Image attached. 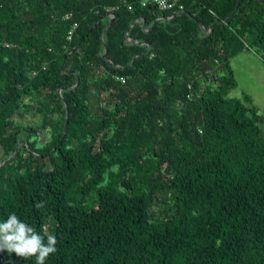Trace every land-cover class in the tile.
<instances>
[{"label": "trees", "instance_id": "obj_1", "mask_svg": "<svg viewBox=\"0 0 264 264\" xmlns=\"http://www.w3.org/2000/svg\"><path fill=\"white\" fill-rule=\"evenodd\" d=\"M178 4L0 0V221L56 236L46 264H264V116L228 95L264 5Z\"/></svg>", "mask_w": 264, "mask_h": 264}, {"label": "rangeland", "instance_id": "obj_2", "mask_svg": "<svg viewBox=\"0 0 264 264\" xmlns=\"http://www.w3.org/2000/svg\"><path fill=\"white\" fill-rule=\"evenodd\" d=\"M230 67L236 84L229 90L228 95L237 98L247 96L257 111L264 116V54L246 44L230 57ZM209 81L216 84L215 76H211ZM34 114L36 113L32 110H26L16 118H19L21 124L34 125L40 122V116ZM260 125L264 135V119ZM38 131L37 142L45 143L48 138V129ZM49 227L50 225H47L46 229Z\"/></svg>", "mask_w": 264, "mask_h": 264}, {"label": "clouds", "instance_id": "obj_3", "mask_svg": "<svg viewBox=\"0 0 264 264\" xmlns=\"http://www.w3.org/2000/svg\"><path fill=\"white\" fill-rule=\"evenodd\" d=\"M57 244L56 236L41 235L15 212L0 221V251L15 253L25 260L34 258L35 264H46L48 258L57 253Z\"/></svg>", "mask_w": 264, "mask_h": 264}, {"label": "built area", "instance_id": "obj_4", "mask_svg": "<svg viewBox=\"0 0 264 264\" xmlns=\"http://www.w3.org/2000/svg\"><path fill=\"white\" fill-rule=\"evenodd\" d=\"M156 5L157 7L160 9V10H166V9H172L173 7L177 6L178 10L181 11L183 9V6L181 4H178V0H152ZM145 1H142V4H144ZM127 7L130 9L131 8V5L128 4ZM118 6H114V7H106V10L109 12V15L112 16V10L113 9H117ZM76 26V23L74 22L72 24V28H74ZM71 32H72V29L68 31V38H70L71 36ZM116 79L120 80L121 82H124L125 79L124 77L122 76H116ZM190 88V87H189ZM198 132L201 133V129L198 127Z\"/></svg>", "mask_w": 264, "mask_h": 264}, {"label": "water", "instance_id": "obj_5", "mask_svg": "<svg viewBox=\"0 0 264 264\" xmlns=\"http://www.w3.org/2000/svg\"><path fill=\"white\" fill-rule=\"evenodd\" d=\"M259 2H261L263 5H264V0H258ZM239 3V0H237V4ZM68 116H67V111H66V113H65V123H64V131H65V128H66V126H67V122H68V118H67ZM63 131V132H64Z\"/></svg>", "mask_w": 264, "mask_h": 264}]
</instances>
